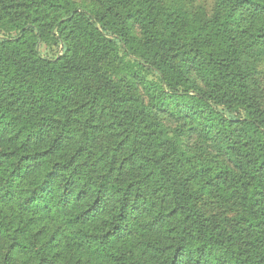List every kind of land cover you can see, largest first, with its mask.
<instances>
[{"label": "trees", "instance_id": "obj_1", "mask_svg": "<svg viewBox=\"0 0 264 264\" xmlns=\"http://www.w3.org/2000/svg\"><path fill=\"white\" fill-rule=\"evenodd\" d=\"M263 54L264 0H0V264H264Z\"/></svg>", "mask_w": 264, "mask_h": 264}, {"label": "rangeland", "instance_id": "obj_2", "mask_svg": "<svg viewBox=\"0 0 264 264\" xmlns=\"http://www.w3.org/2000/svg\"><path fill=\"white\" fill-rule=\"evenodd\" d=\"M75 1L80 4L89 3V0H75ZM164 1L168 3L181 4L184 8L190 10L192 13L195 12L198 14H203L207 17L212 16L216 5V0H164ZM40 49L42 50L43 53L48 52L43 44H40ZM256 72H257V78L259 81L260 88H262L264 91V54L258 58V61L256 63ZM212 203L213 202L205 201V204L214 211L219 212L224 210L223 205L216 203L211 206Z\"/></svg>", "mask_w": 264, "mask_h": 264}]
</instances>
